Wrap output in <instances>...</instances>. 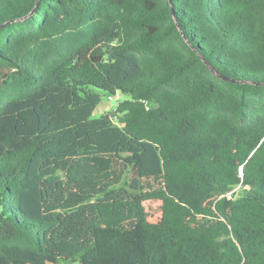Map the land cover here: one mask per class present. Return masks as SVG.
<instances>
[{
    "label": "trees",
    "instance_id": "trees-1",
    "mask_svg": "<svg viewBox=\"0 0 264 264\" xmlns=\"http://www.w3.org/2000/svg\"><path fill=\"white\" fill-rule=\"evenodd\" d=\"M152 258L264 264V0H0V264Z\"/></svg>",
    "mask_w": 264,
    "mask_h": 264
},
{
    "label": "rangeland",
    "instance_id": "rangeland-1",
    "mask_svg": "<svg viewBox=\"0 0 264 264\" xmlns=\"http://www.w3.org/2000/svg\"><path fill=\"white\" fill-rule=\"evenodd\" d=\"M4 71L7 72L8 70L4 69ZM97 91L102 93V97H101V101L98 103V105L93 111V114H92L93 118H98L106 113L113 112L116 109L120 101L132 98L130 94L123 93L121 91H117L115 94L106 93L101 90H97ZM109 96H111V98H109ZM160 204L161 203L159 201H146L145 202V205L148 208L151 214L150 215L151 219L153 221H158L162 218V211L160 209ZM160 250L161 249H158V248H151V252L153 254H155L156 252H159ZM151 263L155 264L153 258H152ZM47 264H52V263H47Z\"/></svg>",
    "mask_w": 264,
    "mask_h": 264
},
{
    "label": "water",
    "instance_id": "water-1",
    "mask_svg": "<svg viewBox=\"0 0 264 264\" xmlns=\"http://www.w3.org/2000/svg\"><path fill=\"white\" fill-rule=\"evenodd\" d=\"M33 11H34V10H32L31 13H33ZM31 13H30V14H31Z\"/></svg>",
    "mask_w": 264,
    "mask_h": 264
},
{
    "label": "built area",
    "instance_id": "built-area-1",
    "mask_svg": "<svg viewBox=\"0 0 264 264\" xmlns=\"http://www.w3.org/2000/svg\"><path fill=\"white\" fill-rule=\"evenodd\" d=\"M109 98H111V96H109Z\"/></svg>",
    "mask_w": 264,
    "mask_h": 264
}]
</instances>
